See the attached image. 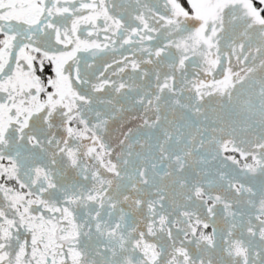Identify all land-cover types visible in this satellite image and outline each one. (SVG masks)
I'll list each match as a JSON object with an SVG mask.
<instances>
[{
    "label": "snow or ice",
    "instance_id": "6c2138e0",
    "mask_svg": "<svg viewBox=\"0 0 264 264\" xmlns=\"http://www.w3.org/2000/svg\"><path fill=\"white\" fill-rule=\"evenodd\" d=\"M0 264H264V0H0Z\"/></svg>",
    "mask_w": 264,
    "mask_h": 264
}]
</instances>
